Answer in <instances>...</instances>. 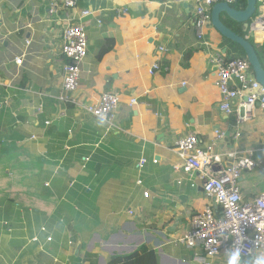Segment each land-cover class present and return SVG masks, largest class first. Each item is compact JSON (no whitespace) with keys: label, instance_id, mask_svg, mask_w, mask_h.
I'll return each instance as SVG.
<instances>
[{"label":"crops","instance_id":"crops-1","mask_svg":"<svg viewBox=\"0 0 264 264\" xmlns=\"http://www.w3.org/2000/svg\"><path fill=\"white\" fill-rule=\"evenodd\" d=\"M176 1L80 0L78 9L93 11L84 19L88 53L75 102L63 103L66 23L49 15V0H0V264H108L143 245L155 264H203L199 251L173 242L207 203L199 173L176 168L174 143L191 131L207 143L220 129L222 151L264 160V109L241 124L221 111L209 54L246 53L213 25L206 46L194 2ZM262 14L258 0L254 21ZM220 17L264 67V31L253 19L246 29ZM106 91L121 97L111 126L86 110ZM239 184L247 196L264 192V170L245 171Z\"/></svg>","mask_w":264,"mask_h":264},{"label":"built area","instance_id":"built-area-1","mask_svg":"<svg viewBox=\"0 0 264 264\" xmlns=\"http://www.w3.org/2000/svg\"><path fill=\"white\" fill-rule=\"evenodd\" d=\"M192 1L197 37L210 46L207 30L212 26V7L219 2L235 5L239 0ZM79 2L49 0V15L55 21L66 23L62 33V54L66 61L62 64L63 83L59 96L63 103L75 102L73 93L79 86L88 53L84 19L93 15V11L78 9ZM124 11L127 12V9ZM253 27L264 31V14L254 21ZM159 51H165V48L159 47ZM20 59L16 57V60ZM209 64L215 67L221 111L234 115L237 124H241L252 118L256 107L264 109V84L256 79L247 57L227 58L218 52L209 54ZM159 68L160 63H155L150 73L154 74ZM236 100H240L239 105L234 104ZM136 102L135 97L131 99V104ZM120 103L118 93L106 91L99 102L87 105L86 110L111 126L115 123ZM240 106L244 107L243 111ZM50 123V120L45 122L46 125ZM226 138L227 133L218 129L207 143L192 131L175 141L174 149L182 159V164L176 168L190 179L199 173L207 203L192 215L188 228L173 242L199 251L197 258L203 264H212L219 259H225L229 264V259L236 253H239L238 264H257L258 260H264V192L247 196L239 180L245 171L264 170V160L254 158L253 152L243 155L235 150L222 151L220 147ZM147 162L148 159L142 155L137 165L142 168ZM137 182L141 184L142 180L138 179ZM145 196L148 197L149 193L145 192ZM42 229L46 230L44 227ZM51 240L49 236L48 241Z\"/></svg>","mask_w":264,"mask_h":264},{"label":"water","instance_id":"water-1","mask_svg":"<svg viewBox=\"0 0 264 264\" xmlns=\"http://www.w3.org/2000/svg\"><path fill=\"white\" fill-rule=\"evenodd\" d=\"M257 3L258 0H247V6L243 9H238L236 6L229 5L226 2H219L212 7L211 13L213 26L223 36L238 43L243 48L253 68L256 79L264 84V67L254 44L243 35L235 32V30L224 23L220 17L221 13H226L232 22L243 24L244 28L249 29L253 23L252 19L257 12ZM31 120H34V118L32 117Z\"/></svg>","mask_w":264,"mask_h":264},{"label":"trees","instance_id":"trees-1","mask_svg":"<svg viewBox=\"0 0 264 264\" xmlns=\"http://www.w3.org/2000/svg\"><path fill=\"white\" fill-rule=\"evenodd\" d=\"M190 57V53L185 55L184 66L188 65ZM136 253L138 256L134 254L115 255L108 264H155L151 259V252L146 245L141 246Z\"/></svg>","mask_w":264,"mask_h":264},{"label":"clouds","instance_id":"clouds-1","mask_svg":"<svg viewBox=\"0 0 264 264\" xmlns=\"http://www.w3.org/2000/svg\"><path fill=\"white\" fill-rule=\"evenodd\" d=\"M254 19H253V21H254ZM165 71H167V70H165ZM238 260H239V253H236L229 259V264H238ZM257 264H264V260H258Z\"/></svg>","mask_w":264,"mask_h":264}]
</instances>
